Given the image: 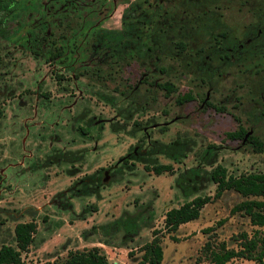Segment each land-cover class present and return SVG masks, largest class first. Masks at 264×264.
Segmentation results:
<instances>
[{
    "label": "rangeland",
    "instance_id": "374dc122",
    "mask_svg": "<svg viewBox=\"0 0 264 264\" xmlns=\"http://www.w3.org/2000/svg\"><path fill=\"white\" fill-rule=\"evenodd\" d=\"M8 5L6 17L0 8V249L16 247L15 227L32 221L37 233L23 253L31 264L92 248L111 264H141L155 231L163 264H214L223 243L239 250L243 234L254 237L258 228L231 214L243 200L232 191L177 234L165 217L214 197L219 165L235 177L264 172V153L227 137L242 127L264 142V0ZM166 83L176 88L170 97ZM185 95L194 100L180 105ZM158 165L173 172L158 176Z\"/></svg>",
    "mask_w": 264,
    "mask_h": 264
},
{
    "label": "trees",
    "instance_id": "16d2710c",
    "mask_svg": "<svg viewBox=\"0 0 264 264\" xmlns=\"http://www.w3.org/2000/svg\"><path fill=\"white\" fill-rule=\"evenodd\" d=\"M0 8H6L7 16L9 10L8 0H0ZM2 20L0 19V22ZM184 49V46H183ZM166 91V96L170 97L176 93V88L170 83L159 85ZM192 95H185L178 99L180 105L193 101ZM249 132L244 128L227 134V137L233 141H243L253 146L256 153H264V142L260 139L247 135ZM247 138V139H246ZM127 158L124 159V162ZM154 172L161 176L166 172H173L171 165H158L154 167ZM212 181L216 185V194L214 197H195L179 208L169 210L165 217V228L168 233L177 234L183 225L197 221L201 218L202 210L205 206L213 201L220 199L226 192H235L243 200L236 204L231 214H240L250 220L252 226L257 227L253 238L243 234L244 239L242 247L239 250L228 249L223 243L220 252H211V261L214 264H228L234 259H246L264 264V172L245 174L239 177L229 175L227 168L218 166L212 173ZM222 221L221 223L223 224ZM38 226L36 222L20 223L15 227L16 247L3 245L0 249V264H31L25 262L23 253L28 251L35 240ZM214 231L212 228L206 230L207 233ZM159 232H154V238L147 243L142 249L141 264H163L164 248L161 239L158 237ZM178 241L176 237H173ZM206 248L212 247L207 243ZM53 264H111L105 254L99 248H92L83 251H71L64 261H55Z\"/></svg>",
    "mask_w": 264,
    "mask_h": 264
},
{
    "label": "water",
    "instance_id": "95a60500",
    "mask_svg": "<svg viewBox=\"0 0 264 264\" xmlns=\"http://www.w3.org/2000/svg\"><path fill=\"white\" fill-rule=\"evenodd\" d=\"M249 136H250V133L247 135V138H248ZM247 138H246V139H247Z\"/></svg>",
    "mask_w": 264,
    "mask_h": 264
}]
</instances>
